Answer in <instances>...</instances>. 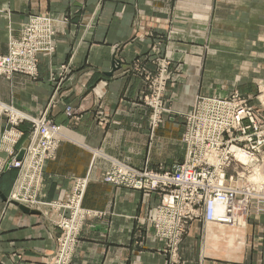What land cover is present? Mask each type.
Masks as SVG:
<instances>
[{
	"label": "crops",
	"instance_id": "0c3cea01",
	"mask_svg": "<svg viewBox=\"0 0 264 264\" xmlns=\"http://www.w3.org/2000/svg\"><path fill=\"white\" fill-rule=\"evenodd\" d=\"M36 15L56 19L54 50L40 54L36 77L0 76V101L32 117L47 112L63 128L35 189L39 200L64 199L75 178L89 176L83 206L94 212L70 264H264V214L239 228L196 221L173 256L152 241L145 220L160 194L103 181L110 159L175 169L186 155L181 114L196 97L225 96L240 79H264V0H0V54ZM157 58L170 62L171 112L154 126L143 94ZM116 60L121 67L113 71ZM61 64L71 71L58 85L51 73ZM222 80L233 86L219 87ZM7 128L0 115L5 159L10 150L19 154L30 122L19 126L25 135L14 144L3 139ZM20 176L17 169L0 175V264H48L59 229L49 209L29 213L9 200Z\"/></svg>",
	"mask_w": 264,
	"mask_h": 264
},
{
	"label": "built area",
	"instance_id": "2783aa9c",
	"mask_svg": "<svg viewBox=\"0 0 264 264\" xmlns=\"http://www.w3.org/2000/svg\"><path fill=\"white\" fill-rule=\"evenodd\" d=\"M56 27V19L51 16H31L20 35L10 39L9 52L0 54V75L36 77L40 54L54 50ZM154 61L157 70L147 75L143 99L151 108L155 126L171 112L166 89L172 72L166 58ZM70 71V64H61L52 69L51 78L60 85ZM258 99L255 105L251 96L239 90L226 96L198 95L192 109L181 114L186 155L173 170L141 169L110 159L105 183L160 194L154 216L145 220L153 228L152 241L164 242L173 256L178 255L196 221L239 228L245 226L249 216L264 214V102ZM73 112L72 106L66 108L69 117ZM0 115L6 117L8 125L3 139L13 144L24 135L19 126L30 122L23 158L18 160V154L11 150L9 158L0 156V175L13 168L21 174L20 184L9 200L40 212L45 208L52 212L59 235L48 264H70L85 221L94 212L83 206L89 176L75 178L64 199L39 200L35 189L45 161L54 155L63 137V128L47 112L32 117L3 101Z\"/></svg>",
	"mask_w": 264,
	"mask_h": 264
},
{
	"label": "rangeland",
	"instance_id": "374dc122",
	"mask_svg": "<svg viewBox=\"0 0 264 264\" xmlns=\"http://www.w3.org/2000/svg\"><path fill=\"white\" fill-rule=\"evenodd\" d=\"M0 76H2V75H0ZM238 83H239V85H238L239 87L238 86L235 87L233 90H231V92L234 90H239L240 92L244 93L245 95L247 94V95L251 96L252 103L255 105H258V100H259L258 97H260V99L264 102V79H247V80L240 79L237 81V84ZM218 86L219 87L220 86H227L228 88H230L233 85H232L231 80H222ZM240 86L242 87V89L240 88ZM29 130H30V128H29ZM13 169H17V168H13ZM19 172H20V170H19Z\"/></svg>",
	"mask_w": 264,
	"mask_h": 264
},
{
	"label": "water",
	"instance_id": "95a60500",
	"mask_svg": "<svg viewBox=\"0 0 264 264\" xmlns=\"http://www.w3.org/2000/svg\"><path fill=\"white\" fill-rule=\"evenodd\" d=\"M115 66L113 67V71H116L117 69H119L120 67H121V64H120V62L118 61V60H116L115 61ZM28 145V142L26 141L25 142V144H24V146L22 147V149L20 150V152H19V154H18V156H17V159L18 160H21L22 158H23V155H24V153H25V147ZM0 195H2V193L0 192ZM2 196H4V195H2ZM4 198H6L5 196H4ZM19 206H20V208L22 209V210H24L25 212H29V213H39L40 211L39 210H36V209H31V208H29V207H27V206H25V205H23V204H20V203H18V202H16Z\"/></svg>",
	"mask_w": 264,
	"mask_h": 264
},
{
	"label": "bare ground",
	"instance_id": "6f19581e",
	"mask_svg": "<svg viewBox=\"0 0 264 264\" xmlns=\"http://www.w3.org/2000/svg\"><path fill=\"white\" fill-rule=\"evenodd\" d=\"M24 205V204H23Z\"/></svg>",
	"mask_w": 264,
	"mask_h": 264
}]
</instances>
